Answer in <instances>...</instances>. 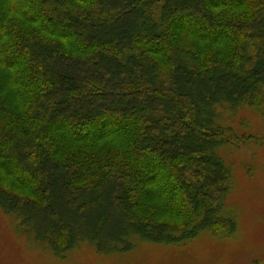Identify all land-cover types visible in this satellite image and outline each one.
I'll list each match as a JSON object with an SVG mask.
<instances>
[{
    "label": "trees",
    "instance_id": "obj_1",
    "mask_svg": "<svg viewBox=\"0 0 264 264\" xmlns=\"http://www.w3.org/2000/svg\"><path fill=\"white\" fill-rule=\"evenodd\" d=\"M243 104L264 0H0V207L57 251L234 228L220 109Z\"/></svg>",
    "mask_w": 264,
    "mask_h": 264
},
{
    "label": "rangeland",
    "instance_id": "obj_2",
    "mask_svg": "<svg viewBox=\"0 0 264 264\" xmlns=\"http://www.w3.org/2000/svg\"><path fill=\"white\" fill-rule=\"evenodd\" d=\"M220 112L237 137L218 148L231 176L222 212L234 228L173 243L137 238L127 252H101L89 242L63 252L0 207V264H264V105Z\"/></svg>",
    "mask_w": 264,
    "mask_h": 264
}]
</instances>
